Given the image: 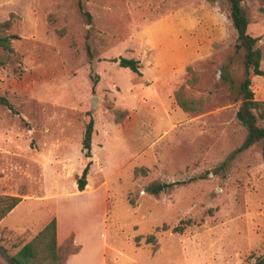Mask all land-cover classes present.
<instances>
[{"label":"rangeland","instance_id":"1","mask_svg":"<svg viewBox=\"0 0 264 264\" xmlns=\"http://www.w3.org/2000/svg\"><path fill=\"white\" fill-rule=\"evenodd\" d=\"M242 6L263 71L250 88L264 102V0ZM3 37L0 97L16 113L0 105V196L21 202L0 220V264L52 219L60 264L264 254V157L259 143L240 149L244 54L224 0H0ZM120 57L141 74L110 61ZM179 89L201 110L183 111Z\"/></svg>","mask_w":264,"mask_h":264},{"label":"trees","instance_id":"2","mask_svg":"<svg viewBox=\"0 0 264 264\" xmlns=\"http://www.w3.org/2000/svg\"><path fill=\"white\" fill-rule=\"evenodd\" d=\"M245 1L224 0L231 25L236 32L235 50L242 51L244 54V79L240 84L242 103L236 113V118L247 131L246 139L240 149L244 150L254 143H259L264 157V127L261 125V121L264 120V102L256 101L250 88L251 76L263 75V71L260 68L261 51L256 46L257 38L252 37L248 33L249 22L242 6ZM85 14L90 20V15L88 13ZM0 46L7 52H12L9 38H0ZM110 61L118 63L121 68L129 69L138 75L141 74L139 62L134 59L120 57L118 59H111ZM174 98L177 105L183 111L201 110L199 102L184 98L182 89L175 92ZM0 105L16 113L12 105L3 97H0ZM92 133L93 120L89 119L82 139V149L85 158H91ZM90 166L91 161H88L77 180V190L79 192H82L87 185V174ZM20 202L21 199L16 196H0V220L10 213ZM172 230L173 232H181L182 228L178 226ZM145 242L154 243V237H147ZM58 250L56 220L52 219L33 239L24 244L14 256L10 257L8 262L9 264H60L62 258L58 254ZM252 264H264V254Z\"/></svg>","mask_w":264,"mask_h":264},{"label":"crops","instance_id":"3","mask_svg":"<svg viewBox=\"0 0 264 264\" xmlns=\"http://www.w3.org/2000/svg\"><path fill=\"white\" fill-rule=\"evenodd\" d=\"M159 26H160V25H154L153 27L150 28V32H151V35H152L153 37H156L155 31L158 29ZM157 36H159V35H157ZM87 186H89V185H87ZM89 187H90V186H89ZM87 190H88V189H87ZM87 190L85 189V190H83L82 192L86 193ZM78 192H79V191H78ZM56 231H57V230H56Z\"/></svg>","mask_w":264,"mask_h":264},{"label":"water","instance_id":"4","mask_svg":"<svg viewBox=\"0 0 264 264\" xmlns=\"http://www.w3.org/2000/svg\"><path fill=\"white\" fill-rule=\"evenodd\" d=\"M0 253H1L4 257H7L5 251L3 250L2 247H0Z\"/></svg>","mask_w":264,"mask_h":264},{"label":"bare ground","instance_id":"5","mask_svg":"<svg viewBox=\"0 0 264 264\" xmlns=\"http://www.w3.org/2000/svg\"><path fill=\"white\" fill-rule=\"evenodd\" d=\"M90 187L89 186H87L85 189L87 190V189H89Z\"/></svg>","mask_w":264,"mask_h":264}]
</instances>
